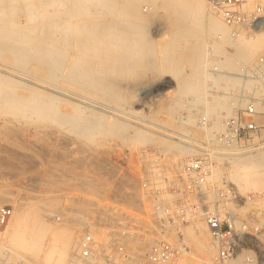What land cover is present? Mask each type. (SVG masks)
Instances as JSON below:
<instances>
[{
    "label": "rangeland",
    "instance_id": "rangeland-1",
    "mask_svg": "<svg viewBox=\"0 0 264 264\" xmlns=\"http://www.w3.org/2000/svg\"><path fill=\"white\" fill-rule=\"evenodd\" d=\"M12 2L8 5L0 3V32L17 34L23 32L27 26L49 25L48 28L29 30V32L43 34V39L46 41H55L56 45L45 46L59 50L56 56L59 58L58 61L52 60L51 64L56 65L57 63L62 70L66 68L64 72L68 69L69 72L67 74V71L65 72L67 80L70 79L71 83L74 81L72 84L78 88L76 89V86L74 87L71 83H60L55 77L46 78V80L38 76L35 69L33 70L31 67L37 65L36 63L24 67H19L16 64L11 65L17 75L21 77V82H16L14 76L13 84L19 89L28 83L39 82L41 84L39 88H42L43 91H49L52 87L58 89L62 93L55 94L56 99L52 105L57 104L62 107V111L70 109L71 112L82 113L80 116L82 127L80 125L75 127L74 123H70L63 117L62 120L61 116H57V120L53 121L50 117L17 116L0 112V204L8 206L12 210L8 220L0 222V264H53L45 258L44 248L54 231L44 233L41 238L43 248L36 252L22 244L16 246L12 243V239L17 234L29 239L31 237L30 226L33 227L36 224L34 220L33 222L26 220L13 223L15 214L19 215V213L34 214L37 220L41 219L55 230L70 228L76 242V236L79 238L87 230L93 231L96 239L104 242L109 236L108 230H117V226H124L132 234L131 237L137 234L140 235V238L145 237L142 243H144L143 247L147 248L156 233L151 215L153 198L150 192L143 187V181L149 182L150 189L163 187L166 180L163 178L164 176L172 175L180 161L203 151L208 152L207 144H210L211 152L217 155L226 151L227 148L219 145L221 143L215 140L216 136L214 137L221 128L211 132H200L201 137L198 143H195L194 139L188 138L191 136L188 132L190 127L185 124L201 129L203 125H197L196 119L199 113L206 114L204 102L196 103L193 99L196 96H202L201 99L207 101L206 99H210L212 96H220L227 107V110L220 109L223 115L222 123V120L232 112L233 95L236 94V89L240 84V79L235 75V72L241 65L253 62L254 56L260 52L263 53L264 50L250 54L239 63V66L231 69L220 65L212 54L208 55V63L202 64L200 67L209 75L204 80L205 89L199 93L178 91L176 84H180L184 78L194 75L192 71L194 64L179 63L174 58L175 55L172 56L170 53V49L173 47L171 44L172 31L177 26L182 27V24L188 23L190 19L187 16V18L178 19L170 9L144 3L141 5L142 8L140 7L141 12H153L148 20L137 21L142 23L143 29L140 28L137 33H132L135 21L129 16L127 3L123 0H118L115 3L117 11L119 10L116 11L117 13L100 12L101 9L98 6L89 4L90 0L86 8L77 5L76 0H52L53 4L47 5L44 11L28 8L29 6L26 5L28 0H13ZM87 21L92 23L90 29L94 28L93 31L101 32L108 29L107 32L111 34L100 40L99 44L100 49H112V53H110L112 60L110 63L107 61L102 65L104 72H100L97 79L104 82L102 85L95 83L82 85L75 82L81 81L80 76L75 75L78 69L72 67L73 71L70 68L72 63L74 65L72 58L75 61L76 57H80L79 63L75 61L76 65L82 64L88 58L85 56L86 54L79 51L83 47L78 42L86 37L87 32H90L89 28H72L81 26ZM120 27H123V30ZM195 27L200 26L195 25ZM67 33L69 37L66 36ZM62 34L65 37H61ZM214 38L216 37L209 36L205 39L203 51L210 50V44ZM0 39L13 40L15 38ZM33 39L36 40V37ZM67 40L70 42L67 43ZM89 46L93 47L91 44ZM3 48L5 47L3 46ZM223 49L231 51L232 47L223 43ZM92 54H90L91 57L94 55ZM6 55L13 59L10 52L0 53V68L10 65L3 60ZM43 56H46L45 58L48 60V54ZM168 57H173L175 60L169 61ZM135 61L137 64L139 63L138 66ZM110 64L113 68L108 69ZM210 68H217L220 72L210 71ZM217 76L230 79L236 77L237 81L231 87L224 88V83L219 84V81L215 83L211 78H218ZM61 80L64 81V79ZM82 87L93 91L89 95L82 93L79 89ZM103 88L104 93L99 92ZM67 96L74 97L71 100L76 102L78 100L79 107L75 108L69 102L67 103L65 101ZM175 97L179 104L175 109H171L172 116L168 122L170 126L169 124L165 125L169 130L155 127L153 120L156 122L167 120L168 115L165 107L167 108L170 100ZM61 101L64 102L61 103ZM89 102L93 107L90 108ZM63 105L67 108L63 109L65 108ZM94 106H97V109ZM136 109L139 110L137 114L135 113ZM147 115L153 117L148 118ZM206 116L208 115L206 114ZM188 117H190V121L187 119ZM258 119L260 123H264V116ZM154 132H160L163 136L160 134L162 137L155 142L150 139L142 141L143 136L155 134ZM262 132L263 134L256 140L244 143L242 146L241 143L240 146L233 147V149L241 150L264 144V130ZM162 138L164 141L160 140ZM170 144H179L183 147L187 144L191 146L194 144L195 151H192L193 154L187 157H180L175 154V151H172L173 148H169ZM147 154L150 156L148 155V157ZM216 169L219 171L215 181L224 179L235 184L241 193L251 192L258 197L261 196L260 191L253 192L226 177L227 172L232 169L229 160L219 159ZM164 197L167 201L170 200L167 193ZM257 204L264 209L263 204ZM190 224L193 222L184 224L181 229ZM100 229L103 230V233ZM97 230L98 232H96ZM167 238L175 240L176 236L174 233H170ZM140 243L141 241L139 240L138 243L135 238L131 245L139 247L142 246ZM189 246H191L193 254L197 256L198 253L193 243ZM72 248L74 249V247ZM72 248L64 264H68ZM143 253L136 252L139 255Z\"/></svg>",
    "mask_w": 264,
    "mask_h": 264
},
{
    "label": "bare ground",
    "instance_id": "bare-ground-1",
    "mask_svg": "<svg viewBox=\"0 0 264 264\" xmlns=\"http://www.w3.org/2000/svg\"><path fill=\"white\" fill-rule=\"evenodd\" d=\"M12 1L13 0H0V3L8 5L9 3L11 4ZM88 1L89 0H76L75 3L77 5H81L82 7L86 8ZM117 1L116 0H90L89 4L98 6L101 9V10L99 9L100 12L115 13L117 11V9L115 7V3ZM123 2L127 3V6H126V4H125V6L127 7L128 14L135 21V23H133V31L131 30L132 33L133 32L137 33L138 29L140 30V28L143 29L142 23L137 22V21L148 20V18L150 17V15L153 12V11H151V12L149 11L150 13H142L141 12L142 10H140V9L142 8L141 5L144 3L151 5V6H155V7L156 6L157 7L163 6L164 8L170 9L173 14H176L178 19H184L187 17L190 19V21L188 23L186 22L185 24H182V27L177 26L176 29L173 30L172 34H171L172 35L171 44L173 45V47L170 49L171 55L172 56L175 55L174 58H176L179 63H186L187 62V63L194 64L193 69H192L194 75L188 76V77L184 78L183 82H180V84H176V86H177L176 88L178 89V91H195L196 93H199L205 89L204 88V84H205L204 80L207 79L209 77V75H208V73L202 71L200 67H202V64L208 63V61H209L208 55L212 54L214 59L220 65H222L223 67H226L227 69H231V68L239 66V63L242 62L250 54L255 53L258 50L259 51L264 50V37L261 35H256V37H254L253 39L246 38L245 36H242V35L237 39L231 38L229 35V28L223 24L218 13L215 12V10L210 5L209 0H126V1L123 0ZM12 3H14V2H12ZM75 3H74V7H75ZM49 4H53L52 0H51V2H49V0H28V2L26 3V5L29 6L28 8L36 9V11H39V10L44 11L45 7ZM69 5H71V4H69ZM79 9H80V11H82L81 8H79ZM151 9H152V7H151ZM121 11L123 12L122 9H121ZM57 17L59 18V16H57ZM95 19H98V18H95ZM89 20H90V18H89ZM196 20H198L199 22H197ZM131 21H133V20H131ZM182 21H185V20H182ZM103 23H105V22H103ZM91 24H92L91 22L87 21L85 24H82L81 26H73L72 27V28H79V27L80 28L81 27L89 28L90 32H87L86 37L81 39L78 42L83 47L81 50L79 49V51H81V53L86 54L85 56H88V58L85 59V61L79 65H76L75 61H78L80 57H76V58L74 57L75 61L72 58L74 65L72 63L71 64L72 66L70 68L76 67L78 69V71H77V73H75V75L80 76L81 81H75V82L81 83L82 85H87L89 83H92V84L95 83V84H101L102 85L104 82L99 81L97 79H98V76L100 75V72H104V67H102V65H104L105 62H107V61L110 63V61L112 60V56L110 54V53H112V49H108V48L105 50L100 49L99 44H100V40H102L103 38H107L111 34L109 32H107L108 29H105L101 32L93 31L94 28L90 29ZM118 24H121V23H118ZM195 25H198L200 27L194 28ZM48 26L49 25H47V24H42L41 26L40 25L27 26L23 32L17 33V34H13V33H9V32H5V33L0 32V38H6V37L15 38L13 40H2V39H0V53L10 52L13 56V59H11V57L6 55L3 58V60L5 61V63L7 62V64H10V65H4L2 68H0V112H1V114H8V115L11 114V115H17V116H19V115H26V116L36 115L39 118L50 117V118H52L53 121L57 120V116H61V119H62V117L65 119H68L67 121H69L70 123H74L75 127H79V125L81 124L80 116L82 113H78L76 111L71 112V111H69L70 109L69 110L67 109V111H65V110L62 111L61 110L62 107L58 106L57 104L55 106L52 105L53 101L56 99L55 94L62 93L61 91L52 87V88H50L49 91L44 90L45 91L44 92L42 88H39V86L41 84L39 82L36 83V81H35L36 84L28 83L25 87H20L18 89V87L16 85H14L12 82L13 81L12 78H14V76L16 77L14 79V80H16V82H19L21 77L17 75V72H15L16 70L14 68H12L11 65L16 64V65H19V67H24L25 65H30L32 63L33 64L36 63L37 65H32L31 67L33 70L35 69V72L38 73V76H41L42 78H45V79L46 78L50 79L51 77H55L58 82L63 83V84H70L71 83L70 79L67 80L68 77L65 76L69 72L68 69L66 70L67 72L65 71L66 72V74H65L64 70L66 68L64 70H62V68H60L57 63H56V65L51 64L52 60L58 61L57 59H59V58H57L56 56H57V53L59 52V50L53 49V48L51 49V48L45 47V46H49L50 44L56 45L55 41L54 42L46 41L45 39H43V34H32V32H29V30H35V29H39V28L40 29L41 28H48ZM60 26H61V24H60ZM64 29H66V28H64ZM126 31H127V29H126ZM68 32H71V31H68ZM129 32H130V30H129ZM60 36L62 37L64 35L62 34ZM66 36L69 37L68 33ZM209 36L216 37V38H214V40L211 42L210 50H208L206 52V51H203V43L205 42V39H207ZM34 37H36V40L33 39ZM68 37H67V39H69ZM195 40H200V41H195ZM69 42L70 41H68L67 43H69ZM129 43H131V42H129ZM223 43L229 44L232 47L231 51L224 50L223 49ZM70 44H72V43H70ZM90 44L93 47H90L89 46ZM3 46L5 48L2 49ZM106 47H108V46H106ZM129 51H131V50H129ZM77 52H78V50H77ZM91 53L94 54V55L92 54L93 57L90 56ZM44 54H48V60H47V58H45L46 56L45 57L43 56ZM174 58L168 57V60L173 61V60H175ZM70 62H71V60H70ZM78 63H79V61H78ZM135 63H136V61H135ZM138 65H139V63L137 64V66ZM132 66H136V65L132 64ZM110 67H112L111 64L109 65L108 69ZM57 70H60V71L58 72ZM72 70L74 71V68H72ZM57 72H58V74H56ZM33 74H34V72H33ZM211 78L213 79V81L215 83H218V81H219V84L224 83V88L231 87L237 81V80H235V79H237L236 77L232 78V79H230L229 77H226V78L211 77ZM61 79H64V81H62ZM59 80H61V81H59ZM32 82H34V81H32ZM72 83H74V81H72ZM73 86L75 87L76 85H73ZM77 88L78 87L76 86V89ZM45 89H46V86H45ZM79 89L82 91V93H86V94L88 93V95H89V93H92L91 91H93L87 87H85V88L82 87ZM99 92L104 93V88L101 89V91H99ZM72 94H74V93H72ZM100 95H101V93H100ZM72 98H74V97L67 96L65 101L67 103L69 102L70 105L75 107V108L77 106L79 107V105L77 103L78 100L76 102L74 100H71ZM201 98H203V97L202 96H196L193 99V101L196 103H198V102L203 103L204 102V104L206 105V109H205L206 114L209 117L208 122L205 125H203V127L201 129H197L190 124H185V125L190 127V128L188 127L190 129V131L188 130V132L191 136H188V138L194 139L195 143L199 142V138L201 137L200 132H202V131L203 132H206V131L211 132V131H216L219 128H221V118L223 117V115L221 114L222 111L220 109L227 110V107H226L224 100L218 95L212 96L210 99H206L207 101H205V100L203 101ZM62 102H64V101H61V103ZM104 103L106 104V102H104ZM109 103H111V102H109ZM178 104H179V102H178V99L176 97H175V99L170 100L167 108L165 107V109L167 110V115H168L166 117L167 120L164 121V120H162L163 118L160 119V120H162V122H159V121L156 122L153 120L152 121L153 125L159 129L169 130V128L165 125L166 124L168 125L169 124L168 122H170V118L172 116L171 109H175V107ZM83 105H84V103H83ZM89 106L91 108V106H92L91 103ZM63 107H65V106L63 105ZM94 107H96L95 109H97V106H94ZM66 108L67 107H65L63 109H66ZM80 108H83V107H80ZM98 109H99V107H98ZM100 110H102V109H100ZM135 111H136L135 113L137 114L139 110L137 111V109H136ZM163 115H165V114H163ZM150 117L148 116V118H150ZM187 119L190 121V117H188ZM41 120H43V119H41ZM92 122H94V121H92ZM169 126H170V124H169ZM177 126H179V125H177ZM80 131H82V130H80ZM82 132H84V131H82ZM154 133L155 134L143 136L142 141H143V139L144 140L150 139V141L155 142L157 139L159 140V138L163 136V134L160 132H154ZM160 134H162V136ZM174 135L176 136V134H174ZM160 140L164 141L163 138ZM193 146H194V144H192V146L187 144L184 147L179 146V144H170L169 148L170 149L173 148L172 151H175V154L179 155L180 157H187L188 155L193 154L192 151H195ZM234 149L229 148V149H226V151L222 152L223 154L219 153L220 155H217L216 153H214V155L217 156L219 159L229 160V162L232 164V169H231V171L227 172L226 177L227 178L229 177L237 185L244 187V188H247V189H251V191H253V192L254 191H260L261 196H259V197L257 196L255 199V202L259 203V204L261 203L264 205V144L259 145V146H255V147H250V148H242L241 150H239V149L234 150ZM148 155L150 156V154H147V156ZM145 158H147V157H145ZM218 171L219 170L215 168V171L213 173V179L217 178ZM26 220L27 221L29 220L30 222H33V220H34L36 223L33 225V227H32V225L30 226L31 227V229H30L31 237L29 239H25L24 237H21L20 235L17 234L12 239V243L16 246H21V244H22V246H26L31 251L36 252L37 250H41V248H43V245L41 244V238L44 235V233H47L48 231H54L47 241L46 248H44V253L46 256L45 258L47 260L49 259L50 262L53 264H64L65 260L67 259L68 254H69V251L71 250L72 247L75 248L76 243H77L75 241V239L73 238V231L70 230V228L69 229L57 228L55 230V228L53 229V227L48 226V224H45L41 219L37 220V218L35 217L34 214H31V215H27L26 213H22V214L19 213V215L15 214L12 222L17 223L19 221H26ZM192 222H193V224L184 226L181 229L182 238H180V239L182 240V242H181V243H183L182 245H185L188 248L190 247L189 249H191V246H189V244L191 245L193 243V246L195 247L198 254L196 256L193 254V252H192V254L190 252V254L188 253L189 255H184L181 258V260L179 261V264H196L197 261H199V260L210 258L215 252V247H214L212 239H211V237L207 231V228H206L204 221L200 217H197ZM100 231H102V233H103V230L100 229ZM96 232H98V230ZM142 234H144V233H142ZM102 236L104 237L103 234H102ZM76 239L78 240L77 236H76ZM144 239H145V237L139 238V240L141 241L140 244L142 246L134 247L137 252H144L143 249H146L143 247L144 243H142L144 241ZM139 240L137 239L138 243H139ZM134 243H137V242H134ZM235 264H245V263L242 262V260H239Z\"/></svg>",
    "mask_w": 264,
    "mask_h": 264
},
{
    "label": "built area",
    "instance_id": "built-area-1",
    "mask_svg": "<svg viewBox=\"0 0 264 264\" xmlns=\"http://www.w3.org/2000/svg\"><path fill=\"white\" fill-rule=\"evenodd\" d=\"M229 28L233 39L241 35L253 39L264 37V0H209ZM250 64H243L235 72L239 87L233 95L232 112L214 135L223 148H233L259 138L264 123V52L256 54ZM217 71V68H210ZM248 85H247V84ZM239 91V92H238ZM207 118V119H206ZM206 114L197 116V125H205ZM207 151L180 161L172 175L164 176L163 187H143L153 198L152 218L156 236L144 253L136 254L132 241L140 235L132 234L124 226L108 230V238L100 242L90 230L77 240L68 264H179L184 255L192 254L183 243L181 227L200 217L215 247L214 254L197 264H264V209L255 202L256 195L241 193L238 187L224 179L215 181L213 173L219 158ZM167 193L170 200L167 201ZM12 210L0 204V222H6ZM174 231V232H173ZM174 233L175 240L167 237ZM138 237V238H137ZM189 253V254H188Z\"/></svg>",
    "mask_w": 264,
    "mask_h": 264
}]
</instances>
